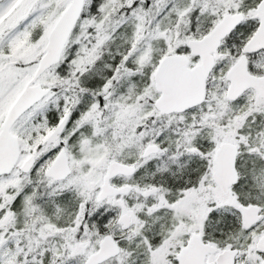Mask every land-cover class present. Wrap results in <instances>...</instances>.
<instances>
[{"label": "snow or ice", "instance_id": "obj_1", "mask_svg": "<svg viewBox=\"0 0 264 264\" xmlns=\"http://www.w3.org/2000/svg\"><path fill=\"white\" fill-rule=\"evenodd\" d=\"M0 264H264V0H0Z\"/></svg>", "mask_w": 264, "mask_h": 264}]
</instances>
